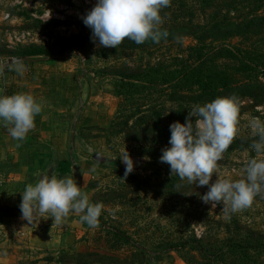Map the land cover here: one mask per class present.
Masks as SVG:
<instances>
[{"label":"rangeland","instance_id":"rangeland-1","mask_svg":"<svg viewBox=\"0 0 264 264\" xmlns=\"http://www.w3.org/2000/svg\"><path fill=\"white\" fill-rule=\"evenodd\" d=\"M240 1L235 18L250 16L251 5H263L254 15L264 16V0ZM96 3L0 0V58H68L82 71L77 99L67 105L70 116L53 120L59 122L54 129L60 132L61 143L47 145V170L41 167L29 179L36 183L44 174L71 175L90 202L104 205L94 228L72 212L55 225L50 214L30 224L19 208L21 192L29 182L4 183L6 188H0V264H264V193L236 213H225L222 204H205L200 196L208 186L172 177L170 166L160 162L162 149L169 144L162 145L157 133L144 134V123L156 129L159 114L164 115L161 124L166 132L177 121L179 104L169 101L174 90L147 84L140 88L145 83L135 82L118 94L123 85L120 75L163 63L175 69L195 42L179 38L176 32L168 35L169 41L162 38L159 43L148 40L138 45L126 39L118 48L102 47L94 43L92 30L82 19ZM197 3L170 0V6L161 10V28L174 29L181 19L192 20V13L202 11ZM210 15L207 10L194 21L206 25ZM255 31L263 35L249 44L264 37V21ZM257 50L264 51V41ZM237 104L238 132L217 169L222 177L233 180L244 178L246 163L256 157L251 144L258 137L252 135L250 119L264 120V103ZM60 147L66 148L67 158L55 156ZM126 149L136 165L127 177L119 159ZM18 169L21 172L23 167ZM216 179L214 174L213 182Z\"/></svg>","mask_w":264,"mask_h":264},{"label":"clouds","instance_id":"clouds-1","mask_svg":"<svg viewBox=\"0 0 264 264\" xmlns=\"http://www.w3.org/2000/svg\"><path fill=\"white\" fill-rule=\"evenodd\" d=\"M169 6L170 0H97L82 19L92 30L94 43L102 47L118 48L126 39L138 45L148 40L159 43L169 35L161 28V10ZM8 68L19 75L25 70L19 59ZM42 108V102L29 93L0 95V124L7 127L14 140L23 141L35 127V118ZM238 120L235 97H217L205 104H195L185 123L176 121L169 126L170 147L162 149L160 156V162L170 166L172 177L178 176L197 187L208 186L201 200L212 207L222 204L225 213L250 207L254 198L264 193V120L258 117L249 121L252 135L258 139L251 144L256 157L246 163L244 178H224L217 171L218 161L237 135ZM119 159L125 165L127 177L135 170V161L127 149ZM82 189L71 175H41L36 183L27 184L21 192L22 218L33 224L50 214L55 225L72 212L82 223L97 227L104 205L90 202Z\"/></svg>","mask_w":264,"mask_h":264},{"label":"trees","instance_id":"trees-1","mask_svg":"<svg viewBox=\"0 0 264 264\" xmlns=\"http://www.w3.org/2000/svg\"><path fill=\"white\" fill-rule=\"evenodd\" d=\"M197 2L202 11L192 13L193 19L187 23L181 19L176 28L167 30L169 34L177 32L179 38L190 37L195 42V45L187 48V59L181 60L182 64L179 67L171 69L163 63L158 67L149 66L146 69L140 68L138 72H129V75H120L123 85L119 95L126 87L134 86L135 82L145 83L139 85L140 88L147 84L173 89L174 93L169 101L179 104L176 120L181 123H185V118L193 105L205 104L217 97H235L238 103L249 100L257 106L264 103V81L259 76L260 71L264 74V51L257 50V44L264 41V37L249 44L257 36L263 35V32H257L255 29L264 21V16L254 15L263 5H251L254 9L249 11L250 16L240 20L234 17L242 6L240 0ZM207 10L211 11L207 24L195 23L197 14H206ZM236 39L242 40V43H235ZM169 40L172 39L165 41ZM143 89L147 90L146 87ZM142 92L137 94L141 95ZM165 93L167 90L164 95ZM163 117L162 114L156 116L154 130L150 123H144L146 125L144 134L157 133L162 145H166L169 144L171 133L162 128ZM146 140L148 139H143Z\"/></svg>","mask_w":264,"mask_h":264},{"label":"crops","instance_id":"crops-1","mask_svg":"<svg viewBox=\"0 0 264 264\" xmlns=\"http://www.w3.org/2000/svg\"><path fill=\"white\" fill-rule=\"evenodd\" d=\"M11 60L16 61L0 58V95L29 93L42 102L43 108L23 141L14 140L7 127L0 124V188L4 189V183L17 184L18 180L34 184L29 174L36 175L41 167L47 170V145L57 147L61 143L60 132L54 129L59 122L53 120L64 114L70 116L71 108L67 105L76 101L83 80L81 69L72 59H19L24 63L23 75L8 68L14 63ZM55 152L60 159L67 158L66 148ZM19 167H23L21 172Z\"/></svg>","mask_w":264,"mask_h":264},{"label":"water","instance_id":"water-1","mask_svg":"<svg viewBox=\"0 0 264 264\" xmlns=\"http://www.w3.org/2000/svg\"><path fill=\"white\" fill-rule=\"evenodd\" d=\"M13 62H15V61H12V60L10 61V63H13Z\"/></svg>","mask_w":264,"mask_h":264}]
</instances>
